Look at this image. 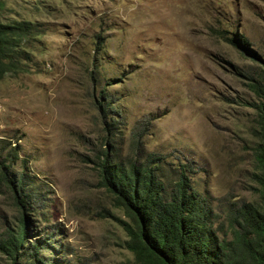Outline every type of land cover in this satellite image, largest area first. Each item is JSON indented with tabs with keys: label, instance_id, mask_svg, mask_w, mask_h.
<instances>
[{
	"label": "rangeland",
	"instance_id": "rangeland-1",
	"mask_svg": "<svg viewBox=\"0 0 264 264\" xmlns=\"http://www.w3.org/2000/svg\"><path fill=\"white\" fill-rule=\"evenodd\" d=\"M23 22L31 35L0 75V164L41 194L44 215L27 212L31 244L54 236L42 254L58 264H137L119 221L129 219L97 170L105 151L136 153L137 135L168 171H190L231 240V212L262 205L264 99L251 84L264 77V0H0V23ZM21 217L0 177V237ZM0 264L13 260L0 252Z\"/></svg>",
	"mask_w": 264,
	"mask_h": 264
},
{
	"label": "trees",
	"instance_id": "trees-1",
	"mask_svg": "<svg viewBox=\"0 0 264 264\" xmlns=\"http://www.w3.org/2000/svg\"><path fill=\"white\" fill-rule=\"evenodd\" d=\"M29 22L7 25L0 23V75L14 70L19 44L31 35ZM225 38L226 31L218 30ZM235 46L251 52L243 36L227 38ZM251 88L264 99V77L252 79ZM259 111L261 145L257 152L260 175L257 181L261 206L242 203L228 219L232 239L221 237L215 228L217 216L210 202L197 191L187 178L186 168L168 171V160L163 154L147 153L140 149V136L134 143L136 153L127 159L114 151H105L97 163L102 187L115 198L129 221L119 220L127 232L126 248L137 264H264V101ZM108 146L113 148L110 143ZM6 163L0 164V177L8 184L13 200L22 211L20 226L5 230L0 237V252L13 264H58V259L46 257L57 239L29 240L28 211L42 213V199L31 192L34 182L25 170L13 173ZM234 212V215L232 213ZM44 215V213H42ZM52 236V235H51Z\"/></svg>",
	"mask_w": 264,
	"mask_h": 264
}]
</instances>
